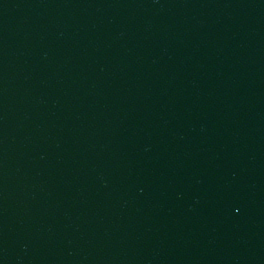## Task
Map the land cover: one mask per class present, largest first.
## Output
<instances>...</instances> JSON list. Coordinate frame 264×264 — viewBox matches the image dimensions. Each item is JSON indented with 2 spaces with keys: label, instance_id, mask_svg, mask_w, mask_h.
I'll return each instance as SVG.
<instances>
[{
  "label": "water",
  "instance_id": "water-1",
  "mask_svg": "<svg viewBox=\"0 0 264 264\" xmlns=\"http://www.w3.org/2000/svg\"><path fill=\"white\" fill-rule=\"evenodd\" d=\"M0 264H264V131L152 0H0Z\"/></svg>",
  "mask_w": 264,
  "mask_h": 264
}]
</instances>
